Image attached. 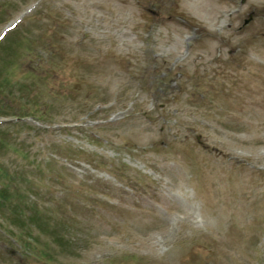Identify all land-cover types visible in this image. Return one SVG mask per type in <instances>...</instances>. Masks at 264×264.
Masks as SVG:
<instances>
[{
    "label": "rangeland",
    "instance_id": "rangeland-1",
    "mask_svg": "<svg viewBox=\"0 0 264 264\" xmlns=\"http://www.w3.org/2000/svg\"><path fill=\"white\" fill-rule=\"evenodd\" d=\"M0 37V264H264V0H0Z\"/></svg>",
    "mask_w": 264,
    "mask_h": 264
},
{
    "label": "bare ground",
    "instance_id": "bare-ground-1",
    "mask_svg": "<svg viewBox=\"0 0 264 264\" xmlns=\"http://www.w3.org/2000/svg\"><path fill=\"white\" fill-rule=\"evenodd\" d=\"M182 175H178V178L180 179V182L181 183H186V180L183 178V177H181ZM184 185V184H183ZM166 196V195H165Z\"/></svg>",
    "mask_w": 264,
    "mask_h": 264
},
{
    "label": "water",
    "instance_id": "water-1",
    "mask_svg": "<svg viewBox=\"0 0 264 264\" xmlns=\"http://www.w3.org/2000/svg\"><path fill=\"white\" fill-rule=\"evenodd\" d=\"M250 19H251V17H250L249 19H247V20L245 21V23H247Z\"/></svg>",
    "mask_w": 264,
    "mask_h": 264
},
{
    "label": "snow or ice",
    "instance_id": "snow-or-ice-1",
    "mask_svg": "<svg viewBox=\"0 0 264 264\" xmlns=\"http://www.w3.org/2000/svg\"><path fill=\"white\" fill-rule=\"evenodd\" d=\"M0 38H2V37H0Z\"/></svg>",
    "mask_w": 264,
    "mask_h": 264
},
{
    "label": "trees",
    "instance_id": "trees-1",
    "mask_svg": "<svg viewBox=\"0 0 264 264\" xmlns=\"http://www.w3.org/2000/svg\"><path fill=\"white\" fill-rule=\"evenodd\" d=\"M2 196V195H1Z\"/></svg>",
    "mask_w": 264,
    "mask_h": 264
}]
</instances>
